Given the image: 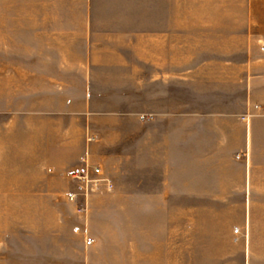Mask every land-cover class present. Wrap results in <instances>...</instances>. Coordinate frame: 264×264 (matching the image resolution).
Segmentation results:
<instances>
[{
	"label": "rangeland",
	"instance_id": "rangeland-1",
	"mask_svg": "<svg viewBox=\"0 0 264 264\" xmlns=\"http://www.w3.org/2000/svg\"><path fill=\"white\" fill-rule=\"evenodd\" d=\"M15 3L0 0V75L30 76L32 51H49L53 41L39 45L32 40L31 24H24L23 38L12 33L13 25L6 30V10ZM186 3L194 6L184 8L185 76L187 69L211 59L235 61L253 49L263 51L264 40L252 35L264 0ZM95 43L73 40L71 46L73 51H92ZM112 43L117 49L118 41ZM123 45L119 51H133L130 40ZM18 83L17 91L0 97V133L5 134V139L0 135V264H264L263 183L233 185L225 198L209 194L214 185L207 183H168L169 177L191 179L192 165L202 166L206 160H193L190 146L167 132L146 143L145 151L134 152L128 130L159 128L160 121L140 120L142 112L120 125L99 120L118 106L125 112L127 96H121L119 105L111 98L94 105L79 85L42 88L30 80ZM33 100L40 108H31ZM99 143L105 146L98 148ZM84 152L113 183L110 190L90 195L85 219L64 196L73 188L71 171ZM41 153L53 155L48 171L37 164ZM237 154L232 161L247 158V152H241L240 159ZM21 208L25 214L19 216ZM152 218L153 223H141ZM76 225L94 236L93 244L84 243ZM224 237L232 246H209Z\"/></svg>",
	"mask_w": 264,
	"mask_h": 264
},
{
	"label": "crops",
	"instance_id": "crops-1",
	"mask_svg": "<svg viewBox=\"0 0 264 264\" xmlns=\"http://www.w3.org/2000/svg\"><path fill=\"white\" fill-rule=\"evenodd\" d=\"M185 1L195 0H16L6 10L5 26L8 30L13 25L12 33L23 38L24 24H31L32 40L39 45L53 41L49 51H32L31 74L16 73L17 83L30 80L42 88L79 85L94 105L102 98L119 105L121 96H127L125 112L118 106L99 120L120 125L140 112L154 113L151 120L160 121L159 128L128 130L134 152L145 151L146 143L161 132L175 136L179 144L190 146L193 160L206 163L192 165L191 179L176 176L166 182L207 183L214 185L209 194L225 198L233 185L264 184V49H253L235 61L211 59L187 69L185 76L184 8L194 6ZM260 19L252 38L264 40V10ZM86 39L97 42L92 51L72 50L73 40ZM125 40L131 41L133 51H119ZM113 41H118L117 49ZM237 152H247V158L232 161ZM133 159L140 166L139 156ZM201 169L206 172L199 173ZM179 212L183 214V208ZM214 241L210 247H222L227 238Z\"/></svg>",
	"mask_w": 264,
	"mask_h": 264
},
{
	"label": "built area",
	"instance_id": "built-area-1",
	"mask_svg": "<svg viewBox=\"0 0 264 264\" xmlns=\"http://www.w3.org/2000/svg\"><path fill=\"white\" fill-rule=\"evenodd\" d=\"M264 49V45L261 46ZM141 120H150L153 118L152 113H141L139 115ZM241 156L237 154V158ZM71 181L73 188L68 190L64 196L75 209L77 216L85 219L89 208V197L92 193L99 190H110L113 186L109 178L102 176L101 166L97 163L90 161L87 152H84L79 163L71 171ZM74 230L83 232V240L86 245L93 244L95 238L87 229H81L78 225L74 226Z\"/></svg>",
	"mask_w": 264,
	"mask_h": 264
},
{
	"label": "bare ground",
	"instance_id": "bare-ground-1",
	"mask_svg": "<svg viewBox=\"0 0 264 264\" xmlns=\"http://www.w3.org/2000/svg\"><path fill=\"white\" fill-rule=\"evenodd\" d=\"M15 75H0V97H2L5 93L13 91V88L15 91H17L19 88L17 87V78ZM40 103H37L35 100L32 102V109L40 108ZM14 123H17V120L15 119ZM2 132V131H1ZM1 137L5 139V134L0 133ZM12 137H15L12 135ZM53 159L52 153H41L36 157L37 164H42L46 166V171L50 170L51 167L49 166L50 161ZM20 208V207H19ZM19 216L24 215V209H18ZM22 213V214H21ZM229 222V220H226V223ZM226 246H232L231 244L224 242Z\"/></svg>",
	"mask_w": 264,
	"mask_h": 264
}]
</instances>
